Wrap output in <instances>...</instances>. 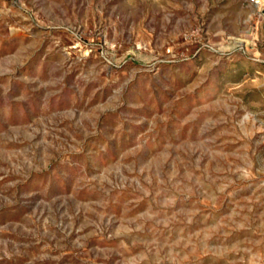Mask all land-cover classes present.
<instances>
[{"label": "rangeland", "instance_id": "374dc122", "mask_svg": "<svg viewBox=\"0 0 264 264\" xmlns=\"http://www.w3.org/2000/svg\"><path fill=\"white\" fill-rule=\"evenodd\" d=\"M0 264H264V0H0Z\"/></svg>", "mask_w": 264, "mask_h": 264}]
</instances>
